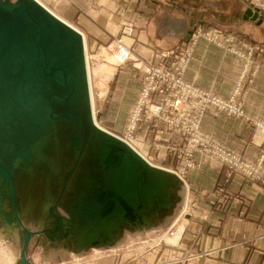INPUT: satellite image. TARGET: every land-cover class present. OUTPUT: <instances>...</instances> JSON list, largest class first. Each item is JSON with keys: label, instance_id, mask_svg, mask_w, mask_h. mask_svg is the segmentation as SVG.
Here are the masks:
<instances>
[{"label": "rangeland", "instance_id": "374dc122", "mask_svg": "<svg viewBox=\"0 0 264 264\" xmlns=\"http://www.w3.org/2000/svg\"><path fill=\"white\" fill-rule=\"evenodd\" d=\"M40 1L51 11L55 10L50 4V0V3L46 0ZM66 1L72 3L70 0ZM243 1L249 6L251 12L258 15V17L254 19L255 21L264 19V10L258 5L256 0ZM137 21V18L125 20L121 23L118 35L115 38L102 45L99 43L97 47L94 48L90 47L87 36L86 44L88 43L89 47L87 45L88 55L86 58L89 67V82L93 95L91 104L93 122L99 127L109 130L121 139H130L133 146L129 145L134 149L137 147L145 154L149 163L160 166L161 169L169 171L174 175L176 174L177 177L182 180V182L180 184L177 183L173 189L179 196L176 207L169 210L165 208V211L160 213L162 223L170 227L169 229L161 230L156 235H152L153 237L151 238L153 240L150 241V239H147L148 243L146 245L148 246V250L145 253L147 254L148 251L153 252L155 244H157L158 241L160 242L163 235L173 234L175 228H177L178 231L183 224L186 226L189 222V214L193 213V211L191 208V200L186 194V189H188L186 177L191 169L199 166V159L205 158L217 161L225 167L231 175L237 174L246 180L264 186V149L255 157H249L243 152L220 142L202 129L204 116L207 111L214 109L232 117L245 119L252 123L256 132L260 131L264 133V119L254 118L249 115L246 110L245 99L247 88L243 87L244 83L242 82L251 75L252 77H250L249 81L252 83L253 77L264 68V58L258 56L260 53L264 56V46H262V44L256 45L246 40L244 37H240L233 31L222 30L197 20L194 21L195 23L193 24L189 39L176 43L172 49L155 48L153 51L142 50L145 48L141 47L139 49L135 46L138 42L136 40ZM200 29L203 30V34L196 38L195 35ZM213 31H219L225 36L232 37L234 41L230 45H224L223 42H220L224 38L218 32L220 41L214 42L206 37L208 33ZM200 39H204L216 46L226 49L243 60L242 81L238 83L235 90L228 97L218 95L185 78V73L193 59L196 45ZM188 50H193L192 58L185 69L177 74V76L180 77L184 83L190 84L194 88L207 91L212 95L223 99H231L233 97L240 103L237 105L238 113L229 112L228 110L220 109L213 105H207L205 109L201 111L200 100L194 96L184 99L181 94L182 90L178 86L170 88L176 95L172 100H165L167 104L162 107L160 112L156 111V106L158 105L156 103L161 102L163 98L159 92L152 91L150 101L142 97V91L144 87L148 85L150 76L152 75L149 70L152 68L164 67L170 72L171 67L174 63L178 62L182 53H186ZM125 52H128V54ZM117 53H121L120 57H116L118 60H122V62L116 66V70L114 71L113 66H115V64L110 58ZM247 62L248 66L246 67L245 64ZM139 76L142 77L140 88L138 84ZM165 87L169 88L168 85ZM137 90L138 96L136 99H133ZM185 103L189 106H185ZM176 105H178V107L181 105L182 108H177ZM153 110L156 112L153 113ZM135 118H138V120ZM197 121L199 122V131L203 136L197 134L195 130L193 124ZM142 122H147L151 124V126L153 123H164L166 130L170 131L172 135H176L181 141L178 142L176 137H171L167 142H164L161 140V136L157 134L155 140L152 142L157 143V147L150 143L151 141H147V148H149L148 146L151 144L153 149L151 148V151L147 149L145 153L139 148L141 144H139L137 134L138 127ZM130 126H132L133 136L127 137L128 127ZM159 133H163L161 129H159ZM190 143L195 145V147L189 148ZM161 148L165 150H160ZM187 149L191 150L193 153L191 157L193 165L185 166V164L184 167L182 166V161L186 157ZM159 152L167 153L166 157L170 156L169 160L172 161L173 158V162L175 163L172 165L166 157L160 156ZM10 153V148L6 150L3 149V155H11ZM50 153L53 156L52 149ZM74 155H76V153L73 154V159L75 157ZM227 158H237L242 163L251 164L256 167L258 172L249 173L246 169L233 165ZM54 159L55 158L50 159V162L43 166L36 164L37 166L34 167L30 165L25 171L17 170L15 176L17 187L15 197L9 194V190L6 189L7 186L2 183L3 180L0 182V264H14V261L15 264H24L21 251L26 236L25 228L33 232L25 249L26 258L31 264H87L85 260L87 259L86 257L91 259L97 253L102 255L108 252V250H105V246H99L98 248H102L103 250H98V252H96V247L90 245V234L86 232L85 229H83V233L80 232L81 228H84V226L88 228V225L87 223L78 221L75 217V211L72 209V205L77 197V188L74 185L77 179V175L75 174L77 170L71 172L72 166L74 165L72 160L69 161L70 158H65L63 155ZM160 160L162 162L168 161V164L164 162L159 163L158 161ZM36 167H42L41 173L37 174V172L34 171ZM41 174H44V177L38 176ZM35 175H37L36 179L33 178ZM66 177L67 188L65 191L64 179ZM228 189L226 183H219L216 185L212 198L213 204H215L218 209L226 208L229 201L233 199ZM51 205L55 206L53 211L51 210ZM177 231L176 235L169 238L167 242L162 240L159 243V256L162 253L165 255L171 252L174 253L173 250L175 248L182 246V244L178 242ZM100 238L101 237L98 239ZM121 244L123 243L119 242V245ZM141 244L143 245V243ZM141 244L139 245L141 246ZM175 244L177 246H175ZM114 245L115 243L112 246ZM124 245L126 244L124 243L120 247L122 248ZM152 245L153 248H150ZM10 254L14 256V259L10 260L6 258L9 257ZM189 256H191V253L188 252L186 258ZM15 257H17V259H15ZM158 258L147 263L143 260L142 255L135 254L134 259H129L123 262V264H127V262L131 264H177L179 262L176 263V261H179V259H186L184 255L178 257V259H173L171 256H168L167 260L163 259L159 262ZM246 264L257 263L248 261Z\"/></svg>", "mask_w": 264, "mask_h": 264}, {"label": "crops", "instance_id": "0c3cea01", "mask_svg": "<svg viewBox=\"0 0 264 264\" xmlns=\"http://www.w3.org/2000/svg\"><path fill=\"white\" fill-rule=\"evenodd\" d=\"M46 1L49 2V0ZM70 1L72 3L66 0H50L51 3H49L57 11L54 10L58 16L71 23L82 33L85 38L86 50L87 36L90 47H97V44L101 43L102 45L115 38L122 22L135 18L138 20L136 23V40L138 42L135 46L139 49L145 48L142 50L172 49L176 43L189 39L194 21L197 20L222 30L233 31L256 45L264 46V19L255 21L249 14V6L243 0ZM125 53L128 54V52ZM116 56L120 57L121 53L114 54L110 58L115 64L114 71L116 66L122 62ZM258 56L264 58L262 53ZM242 70L243 60L238 56L200 39L185 73V78L218 95L228 97L238 83H241ZM250 77L252 76L250 75ZM250 77L242 81L243 87L247 88L245 107L252 117L264 119V68L253 77L252 83L249 81ZM141 78V76L138 77L139 88ZM138 90L133 99L137 98ZM159 129L163 133L160 134ZM202 129L220 142L249 157H255L264 149V133L256 132L252 123L242 118L232 117L210 109L203 118ZM137 134L139 144L144 149L138 147L145 153L147 149L151 151L152 148L151 144L147 148V141L152 143L157 134L164 142H167L171 137H176L166 130L164 123H153L151 126L147 122H142L138 127ZM176 139L178 142L181 141L178 137ZM152 144L157 147V143ZM135 148V151L143 157L145 156L137 147ZM159 153L164 158L167 155V153ZM146 158L145 156L144 159ZM166 158L170 161V156ZM168 161L163 162L168 164ZM199 161V166L191 169L186 177L188 186L186 194L191 200L193 213L189 214L190 219L187 225L183 224L177 231L178 242L182 246L175 248L174 253L171 252L168 255L162 253L159 256L158 245L161 241H158L157 244L154 243L153 252L148 251L145 254L148 250L147 239L153 240L152 235L170 227L162 223L160 213L165 210L160 209L151 214L143 225H123L117 239L111 245L105 246V250L108 252L102 255L97 253L91 259L86 257L87 264H123L129 259H134L135 254L142 255L143 260L147 263L158 257L160 262L163 259L167 260L168 256L178 259L184 255L186 258L188 252L191 253V256L181 260L183 257L176 263L246 264L248 261H252L264 264V186L246 180L240 175H231L217 161L205 158H201ZM158 162L163 163L161 160ZM170 162L172 165L175 163L173 158ZM153 166L161 169L160 166ZM170 176L175 185L182 182L176 174L170 173ZM219 183H226L233 197L224 209H218L213 204V192ZM174 186L171 193L172 204L169 209L176 207L179 200L178 194L173 190ZM119 242L126 245L121 248L120 246L123 244L119 245ZM114 243L115 245L112 246ZM153 245L150 248H153ZM175 246L177 245L175 244ZM98 250L103 249L96 247L95 251L98 252ZM6 258L12 260L14 256L10 254ZM127 264L131 263L127 262Z\"/></svg>", "mask_w": 264, "mask_h": 264}, {"label": "water", "instance_id": "95a60500", "mask_svg": "<svg viewBox=\"0 0 264 264\" xmlns=\"http://www.w3.org/2000/svg\"><path fill=\"white\" fill-rule=\"evenodd\" d=\"M93 121L81 32L37 0H0V182L15 197L17 170L70 158L71 172L77 170L72 209L88 225L80 232L99 247L111 245L123 225H143L169 209L175 184L169 172ZM8 148L11 155H3ZM25 230L21 256L31 264L25 249L33 232Z\"/></svg>", "mask_w": 264, "mask_h": 264}, {"label": "built area", "instance_id": "2783aa9c", "mask_svg": "<svg viewBox=\"0 0 264 264\" xmlns=\"http://www.w3.org/2000/svg\"><path fill=\"white\" fill-rule=\"evenodd\" d=\"M256 2H258V5H260L262 9L264 10V0H256ZM218 32L217 31L210 32L208 33L206 37L214 42H218L220 41V35H219L220 32L219 33ZM202 34H203V30L200 29L195 36L196 38H198L199 36H202ZM221 35L223 36L224 39L221 40L220 42H223L224 45H230L234 41L232 37L225 36L223 34ZM192 51L193 50H188L186 53H182V56L178 59V62L174 63V65L171 67L170 72L166 70V68L164 67H157V68H152L151 70H149V72L152 73V75L150 76L148 85L145 86L142 91V97L150 101L151 94H152L151 92L152 91L159 92V94L162 95L163 98L161 99V102L156 103L158 104L156 106V111L160 112L162 107H164V105L167 104L165 100L166 99L172 100L174 96L176 95L175 93L171 91L170 88H175L178 86L182 90L181 94L184 99L194 96L200 100L201 111H203L207 105H213L220 109L228 110L229 112L238 113L237 105H239L240 103L237 100H235L233 97L231 99H223L221 97L212 95L211 93L207 91L194 88L190 84L184 83L181 80V78L177 76V74L181 73V71L185 69L187 64H189L192 58ZM245 66L246 67L248 66V62L245 64ZM166 85H168L169 88H166L165 87ZM176 106L177 108H182L181 105L180 107H178V105ZM185 106H189V105L185 103ZM156 111L153 110V113H155ZM135 119L138 120V118H135ZM193 125L195 127L197 134H199L200 136H203L198 128L199 122L197 121ZM132 133H133L132 126H130L128 127L127 137H132L133 136ZM122 139L125 140L131 146H133L131 144L130 139L128 138L126 139L122 138ZM194 147L195 145H193L192 143L189 144V148H194ZM192 155H193L192 151L187 149L186 157L182 161V166H184L185 164H186L185 166L193 165V162L191 159ZM227 160L235 166H239L241 168L246 169L249 173L258 172L256 167L248 163H242L237 158H227Z\"/></svg>", "mask_w": 264, "mask_h": 264}, {"label": "bare ground", "instance_id": "6f19581e", "mask_svg": "<svg viewBox=\"0 0 264 264\" xmlns=\"http://www.w3.org/2000/svg\"><path fill=\"white\" fill-rule=\"evenodd\" d=\"M39 1V3H41L43 6H45L44 3H42L40 0H37ZM47 8V6H45ZM49 11H51L49 8H47ZM53 14H55L56 16H58L56 13H54L53 11H51ZM59 18H61L60 16H58ZM62 19V18H61ZM63 21H65L66 23H68L69 25L73 26L71 23L67 22L66 20L62 19ZM74 27V26H73ZM76 28V27H74ZM82 34V33H81ZM85 40V38H84ZM84 53H85V61L87 63V78H88V83H89V96H90V103L92 104V101H93V95H92V91H91V84L89 82V67H88V62H87V50H86V46H85V41H84ZM176 231H177V228H175L173 230V234L170 233V234H165L163 235V237H161L160 241L164 240L165 242H167L169 240V238L171 237H174L176 235Z\"/></svg>", "mask_w": 264, "mask_h": 264}]
</instances>
